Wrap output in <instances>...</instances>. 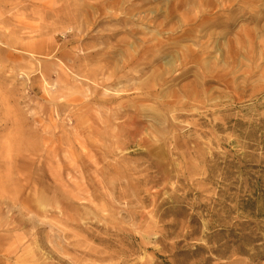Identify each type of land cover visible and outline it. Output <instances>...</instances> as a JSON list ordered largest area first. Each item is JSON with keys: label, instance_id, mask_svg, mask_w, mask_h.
<instances>
[{"label": "rangeland", "instance_id": "1", "mask_svg": "<svg viewBox=\"0 0 264 264\" xmlns=\"http://www.w3.org/2000/svg\"><path fill=\"white\" fill-rule=\"evenodd\" d=\"M184 47L193 54L183 61ZM165 48L178 58L165 78L186 73L161 86L154 81L172 59ZM97 49L95 61L83 58ZM131 56L137 64L163 60L137 68L145 75L131 82L158 84L137 123L149 141L121 149L119 126L129 117L89 102L93 84L71 65L94 71L110 63L112 72ZM47 68L59 110L48 109L40 82L31 99L11 104L24 136L12 121L0 141L13 132L42 145L57 133L62 183L44 178V158L31 160L12 142L11 186L0 202L17 204L0 206V264H264V0H0V86L23 94L33 83L25 75ZM128 83L98 98H140L116 93ZM165 98L175 108L164 109ZM81 105L90 116L71 117ZM37 179L36 192L25 186ZM14 217L21 224L8 230Z\"/></svg>", "mask_w": 264, "mask_h": 264}, {"label": "bare ground", "instance_id": "2", "mask_svg": "<svg viewBox=\"0 0 264 264\" xmlns=\"http://www.w3.org/2000/svg\"><path fill=\"white\" fill-rule=\"evenodd\" d=\"M255 17H253L254 19ZM252 19V20H253ZM121 22H128L127 19H122ZM102 39L101 44H107L108 42L106 40H103L102 37H100ZM142 44L146 45V41H142ZM170 48H165L166 53L164 54V57H168L171 56V62H165L164 63V68L160 67V70L162 71V74L159 75L154 81H160L162 80V84L161 86H165L167 84L170 83H175L177 81H182L186 70H183V73H175L172 74L170 77H166L165 75L168 73V69L172 68L174 66V62L177 61V53L174 55V51L169 52ZM33 50V49H31ZM189 49L187 47L183 48V51L180 53L181 54V58L184 61L187 57V54L189 53ZM102 50L101 49H97L91 52H88L87 54H85L83 56L84 59H89L92 58V61H95V58L98 55H101ZM191 54H193V50L191 49ZM41 53H44L41 51ZM18 56V55H17ZM156 62H161L163 60V58L159 57L157 58V56H153L152 60H148L146 63L145 62H141L140 64H137L136 61L133 60V57H129V59H127L126 61H123V66H119V67H115V69L112 72H109V69H111V64L108 63L106 64V66H103V68H99L97 70L94 71H86V70H80L79 66H76V64H72L71 67L72 68H76L79 72L83 73V76L88 79L89 81H91V83L93 84L92 87H90V90L88 92H90L87 96V98H91V100L89 102H94L96 103V105H99L100 110L104 109L108 114L109 117H129L124 124L120 125L119 127L121 128L122 132L121 134L117 135V144L121 149H127V144H129L131 141H136L138 142V145H142L147 143V141L149 140H145L143 137H141V132L137 126L138 123V119L139 117L142 116V112L146 111V109L143 108V101H144V97H147L149 95V90H155V88L158 86V84H154L151 83L150 81L148 82H143V83H131L132 81H137V79H140L143 77V75H145L143 73L144 69H140L138 71H135L137 68H140L142 66H146V65H151L153 61ZM102 61V58H98L97 62L99 63H103L100 62ZM75 62V61H74ZM106 62V61H104ZM136 65V67H133L134 70H129L126 71V69H129L130 67ZM102 67V65L100 66ZM46 71L42 72L39 74V76H30V75H25V77H29L32 78V84L30 86V88H27L26 92H24L22 94L21 89H19L16 86H12V87H2L0 86V112L1 110L3 111L2 114L4 117H0V131H6L8 129V125L10 123H12V121H14V126H15V131L19 134H21V136H24V133L22 131L23 128V123H18L19 118L16 117L17 116V110H13L11 104L14 102L20 103V99H24L27 101V99H31V94L35 93V88L36 86L39 85L40 82H42V85H40V87L43 89V91L45 92V94L49 97H47L46 95V101H47V106L49 107L48 109H50L51 111L57 109L59 110V108L57 107L56 103L60 100L59 98L53 97V96H49L48 92H47V84H46V80L48 79V75H50L51 70L49 68L45 69ZM126 79L128 83V85L124 88V89H120V90H115L116 93H125L128 90H135V91H140L141 97L142 99L138 98L136 100H127V99H123L122 101H120L122 99L123 96H121V98H117L115 97V95H113L114 97H110L108 96V98H106L107 93H103V97H99V94L101 92V90L107 88L108 86H112V85H118V83H121V81L123 79ZM186 87H182L179 91L184 92L185 94H187L189 91L185 89ZM185 89V90H184ZM69 90V89H68ZM106 90V89H105ZM104 90V91H105ZM107 91V90H106ZM148 91V92H147ZM147 92V93H146ZM97 96V97H96ZM97 99H96V98ZM16 98V99H15ZM172 98V96H171ZM174 102L176 100H178L179 96L178 94L174 95ZM72 103H78L79 100H77L75 97H72V99L70 100ZM86 102V101H84ZM163 102V107L164 109H168L170 107H174L172 104V100H162ZM99 103V104H98ZM141 103V104H139ZM83 104V103H82ZM113 104H117L116 106H113ZM87 105H81V108L79 109H75V111H72V115L71 117H88L90 116V112L91 110H83V108H85ZM163 109V110H164ZM47 111V115L50 116L51 111L46 110ZM175 112V111H174ZM1 114V113H0ZM14 116V117H10V116ZM22 115V114H21ZM154 117H169V114L167 112H164V114L158 112V113H153ZM181 116V114H176L174 115V117H178ZM18 118V119H17ZM157 120H159L158 118H156ZM19 127L21 128L20 131H18L17 129H19ZM151 133L154 132V130H150ZM52 134V132L50 133ZM57 133H54L52 135V137L48 140H46L45 144L42 145H36V144H29V141L24 140V139H18L16 140V138L13 135V132L10 133L7 137H9L7 140L4 139L5 141H0V193L1 191H3L4 193L6 191L9 190V187L11 186V169L12 166L14 165V158L11 155V151L10 149L12 148V142L15 141L17 144V149L19 152H28V156H31V160H34L36 158H38V160L40 161L41 159L44 158V160H46L45 165L43 166L44 170L43 175L44 178L47 179H51L53 180V183L55 184V186H57L58 188L60 187L61 182V178H62V174H61V167L62 164L60 162V159H56L59 156V153L62 149V139L58 136V140L55 141V138L57 137ZM6 137V138H7ZM122 138H124L125 140L122 141ZM50 142V143H48ZM73 143L71 142L69 145L71 147ZM6 149V150H5ZM41 152H46V156L41 157ZM56 159V162L54 163V160ZM70 159H71V163H72V171L77 172V167L75 166V161H76V153L75 152H71L70 153ZM55 164L54 168L52 167V165ZM40 170H42V168H40ZM54 170V171H53ZM27 180V179H26ZM37 181H41V179H37L35 181H31V183H26L25 186L28 185H35L34 186V191L36 192L38 190L37 184H35ZM2 192V193H3ZM9 192V191H8ZM6 192V193H8ZM20 193V192H19ZM13 196L15 197V190L13 191ZM1 197V195H0ZM16 198V197H15ZM20 200L21 204L24 206L25 210H28L27 207L30 208L29 212L32 210V206H31V201L28 198H23L21 200V195H20ZM7 204L8 210L11 211L13 210V208H15V205L17 204L16 199L14 198H10L8 203L5 202H0V206ZM35 213H39V210H34ZM16 223H20L19 221H17V218H12L10 222L7 223V227L8 230H11V226H13ZM1 252V251H0ZM7 258H11L10 257V253L6 254Z\"/></svg>", "mask_w": 264, "mask_h": 264}]
</instances>
